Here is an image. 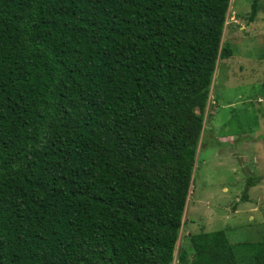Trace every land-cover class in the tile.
Here are the masks:
<instances>
[{
	"label": "trees",
	"instance_id": "1",
	"mask_svg": "<svg viewBox=\"0 0 264 264\" xmlns=\"http://www.w3.org/2000/svg\"><path fill=\"white\" fill-rule=\"evenodd\" d=\"M229 5L0 0V264H264L223 231L175 258Z\"/></svg>",
	"mask_w": 264,
	"mask_h": 264
},
{
	"label": "rangeland",
	"instance_id": "2",
	"mask_svg": "<svg viewBox=\"0 0 264 264\" xmlns=\"http://www.w3.org/2000/svg\"><path fill=\"white\" fill-rule=\"evenodd\" d=\"M251 6L230 0L222 45L231 55L213 76L175 258L201 232L223 231L230 244L264 240V0L253 22Z\"/></svg>",
	"mask_w": 264,
	"mask_h": 264
},
{
	"label": "crops",
	"instance_id": "3",
	"mask_svg": "<svg viewBox=\"0 0 264 264\" xmlns=\"http://www.w3.org/2000/svg\"><path fill=\"white\" fill-rule=\"evenodd\" d=\"M261 129V128H260ZM262 129L264 130V124L262 125ZM230 139H232L231 137H221L220 139H219V141L220 142H230ZM233 142V141H232Z\"/></svg>",
	"mask_w": 264,
	"mask_h": 264
}]
</instances>
